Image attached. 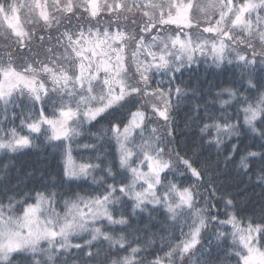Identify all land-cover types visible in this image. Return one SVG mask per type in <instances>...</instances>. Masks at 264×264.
I'll return each mask as SVG.
<instances>
[{
  "label": "snow or ice",
  "instance_id": "1",
  "mask_svg": "<svg viewBox=\"0 0 264 264\" xmlns=\"http://www.w3.org/2000/svg\"><path fill=\"white\" fill-rule=\"evenodd\" d=\"M201 58L236 71L194 105L193 151L231 144L225 165L258 161L264 187V0H0V153L42 137L62 166L27 191L0 181V264H264V205L240 215L219 161L176 141L189 92L172 85ZM160 209L156 231L134 226Z\"/></svg>",
  "mask_w": 264,
  "mask_h": 264
},
{
  "label": "trees",
  "instance_id": "2",
  "mask_svg": "<svg viewBox=\"0 0 264 264\" xmlns=\"http://www.w3.org/2000/svg\"><path fill=\"white\" fill-rule=\"evenodd\" d=\"M235 71L234 67L228 66L227 64L222 68H216L211 64L205 63L186 67L182 73L177 74L176 81L172 87L175 88L176 84H180L186 88L189 95L178 103L175 101V97H173L175 107L172 112V119L173 126L176 129V141L184 151L198 162L203 160L219 161V166L214 167L212 170L215 177L214 182L218 187L216 196L230 194L231 198L236 202L237 208L243 210L240 212V215L247 217L253 213L259 215L261 205H264V187L256 180L259 162L257 161L253 164L250 172L245 173L243 170L237 169L235 162L225 165L224 157L231 148V144H226L220 150L219 156L217 155V149L215 147L211 149L204 147L195 153L193 151L199 145L198 128L196 127L197 121L195 120L196 113L193 111L194 105L196 103L203 104L204 100L209 99L208 94L210 92L214 93L218 87L225 86L232 80ZM159 78L163 79L162 77ZM164 80V87L167 88V78L164 77ZM193 90H195L197 95H193ZM16 124H19V120L16 121ZM98 127L99 125L90 130L96 131ZM80 142L83 143L85 141L81 140ZM35 143L37 147L25 149L20 153L8 154L7 156L0 153V181L10 182L11 187L18 186L23 191H27L38 183L50 180L53 176L59 178L62 175V166L58 152L54 151L51 146L45 144L42 137L37 139ZM231 143H240L241 149H243L247 144L258 145L259 141H253L251 135H248L239 141L233 138ZM104 148H108V145H103L101 150L103 151ZM109 151L114 152V148H110ZM239 155V153L236 155V161L239 160ZM111 158V156L107 157V159ZM5 164L8 165L7 170L4 168ZM101 174L100 172L96 173L97 176ZM90 183L89 180L83 186L87 187ZM201 191L203 192V189ZM162 212L163 209L153 211L152 218L147 213H142L138 216L137 221L133 222L134 226L151 224V231H156L159 226L157 222L162 223L164 219L161 215ZM117 230L119 231V229ZM135 235H141L145 239L147 238V233H135ZM155 247H160L158 236L155 239ZM146 254L141 253V255ZM151 258L149 255L148 259ZM217 264H234V260L229 261L224 257L223 252H221L220 256L217 257Z\"/></svg>",
  "mask_w": 264,
  "mask_h": 264
},
{
  "label": "rangeland",
  "instance_id": "3",
  "mask_svg": "<svg viewBox=\"0 0 264 264\" xmlns=\"http://www.w3.org/2000/svg\"><path fill=\"white\" fill-rule=\"evenodd\" d=\"M200 60H203V58H201ZM161 123H163V121H162V120L160 121V125H161ZM157 126H159V125H157Z\"/></svg>",
  "mask_w": 264,
  "mask_h": 264
}]
</instances>
